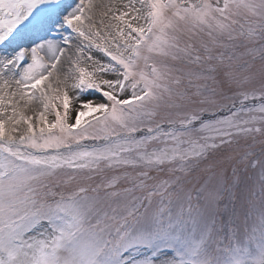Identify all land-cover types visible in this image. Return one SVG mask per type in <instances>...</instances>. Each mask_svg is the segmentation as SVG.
<instances>
[{
  "label": "snow or ice",
  "instance_id": "1",
  "mask_svg": "<svg viewBox=\"0 0 264 264\" xmlns=\"http://www.w3.org/2000/svg\"><path fill=\"white\" fill-rule=\"evenodd\" d=\"M0 264H264V0H0Z\"/></svg>",
  "mask_w": 264,
  "mask_h": 264
},
{
  "label": "rangeland",
  "instance_id": "2",
  "mask_svg": "<svg viewBox=\"0 0 264 264\" xmlns=\"http://www.w3.org/2000/svg\"><path fill=\"white\" fill-rule=\"evenodd\" d=\"M114 1L115 0H110V3H114ZM125 2H126V0H118L117 3H115V4H117L119 6V5H121V4L125 3Z\"/></svg>",
  "mask_w": 264,
  "mask_h": 264
},
{
  "label": "bare ground",
  "instance_id": "3",
  "mask_svg": "<svg viewBox=\"0 0 264 264\" xmlns=\"http://www.w3.org/2000/svg\"><path fill=\"white\" fill-rule=\"evenodd\" d=\"M118 0H115L114 3H117ZM99 3H110V0H98Z\"/></svg>",
  "mask_w": 264,
  "mask_h": 264
}]
</instances>
